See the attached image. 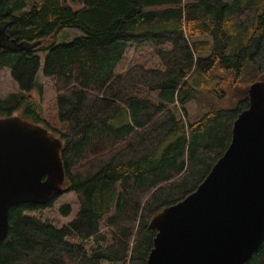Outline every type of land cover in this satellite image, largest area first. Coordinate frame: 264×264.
Returning <instances> with one entry per match:
<instances>
[{
	"label": "trees",
	"instance_id": "trees-1",
	"mask_svg": "<svg viewBox=\"0 0 264 264\" xmlns=\"http://www.w3.org/2000/svg\"><path fill=\"white\" fill-rule=\"evenodd\" d=\"M64 1L0 0V73L10 69L21 90L0 99V117L51 129L28 93L43 97L40 70L53 80L63 129L52 131L79 210L60 227L34 214L46 205L11 207L0 264H147L150 220L197 190L230 146L250 87L264 82V0ZM66 29L83 35L60 44ZM144 45L163 68L119 72ZM227 82L236 105L216 107ZM190 101L205 110L195 123L179 112ZM245 264H264V242Z\"/></svg>",
	"mask_w": 264,
	"mask_h": 264
},
{
	"label": "water",
	"instance_id": "water-1",
	"mask_svg": "<svg viewBox=\"0 0 264 264\" xmlns=\"http://www.w3.org/2000/svg\"><path fill=\"white\" fill-rule=\"evenodd\" d=\"M5 30L0 27V44ZM232 141L197 190L150 222L157 231L147 264H245L264 242V82L252 84ZM63 143L46 127L0 118V244L9 210L61 195Z\"/></svg>",
	"mask_w": 264,
	"mask_h": 264
},
{
	"label": "rangeland",
	"instance_id": "rangeland-1",
	"mask_svg": "<svg viewBox=\"0 0 264 264\" xmlns=\"http://www.w3.org/2000/svg\"><path fill=\"white\" fill-rule=\"evenodd\" d=\"M63 3L67 4L70 7V9H73V10H79V8L82 7L80 4L72 3L70 0H65ZM81 33L82 32L76 29H73V30L66 29L65 32H63L60 35V44L71 43L74 38L83 35ZM207 38L209 39V37H203L201 39H207ZM122 59H123L122 62L118 65L119 72L120 71L124 72L129 67L131 68V66L135 64H141L146 69H153V68L162 69L163 68L160 59L156 57L155 55L154 49L149 45L132 48L127 53V55ZM42 74H43L42 70H40V72L37 75H38V80L40 84H42L44 88L43 97L40 98L35 91L29 92L28 94L32 95L35 98L37 97L39 99L38 101H40L43 107V111H44L43 112L44 120L46 121L48 126L51 128L48 130L55 137H58L59 134L58 133L55 134L52 131L53 128L57 129L58 131L63 129V126H61L62 124L59 122L57 113H56L57 103L55 99L57 97V90L54 87L55 84L53 83V80L51 78H47L43 76ZM10 75H11L10 69H5L1 71L0 73V99L2 100L12 93H15V94L21 93V90L18 89L19 87L17 83L13 80L12 76ZM229 84L231 83L227 82L225 86L223 87L224 88V92L222 93L223 97H220L215 101L216 107L232 108L234 107V105H236L237 97L235 96V91H234L235 88L233 84L231 86H229ZM184 108L186 109L185 113L181 110V108H179L180 109L179 112H181L180 113L181 118H185V121L187 122L190 121L191 123H195L197 122L198 119L203 117L205 114V110L199 107L198 104H196V102L194 101H190L189 103H187ZM182 113L186 114L188 118L187 116L185 117ZM11 116L24 119L21 114H13ZM2 117H10V116L3 115ZM27 120L31 121L29 119ZM63 187L65 188V191L61 195H59L56 199H54L52 203L45 204L46 206H48L47 208H41L37 210L34 213L36 217L41 218L44 222L54 223L56 226H60V227L69 225L75 219L76 217L75 215H77V212L79 210V203H78L79 201H78L76 194L70 191V189L66 188V177L64 180ZM45 205H38V206H45ZM101 232L107 233L108 230L102 229ZM87 242L93 245L92 241H87ZM103 264H106V263L104 262Z\"/></svg>",
	"mask_w": 264,
	"mask_h": 264
},
{
	"label": "bare ground",
	"instance_id": "bare-ground-1",
	"mask_svg": "<svg viewBox=\"0 0 264 264\" xmlns=\"http://www.w3.org/2000/svg\"><path fill=\"white\" fill-rule=\"evenodd\" d=\"M3 45V41H1V44H0V46H2Z\"/></svg>",
	"mask_w": 264,
	"mask_h": 264
}]
</instances>
